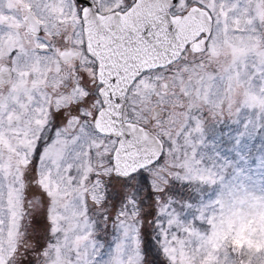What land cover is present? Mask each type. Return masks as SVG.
<instances>
[{
    "label": "snow or ice",
    "instance_id": "obj_1",
    "mask_svg": "<svg viewBox=\"0 0 264 264\" xmlns=\"http://www.w3.org/2000/svg\"><path fill=\"white\" fill-rule=\"evenodd\" d=\"M148 228L264 264V0H0V264H148Z\"/></svg>",
    "mask_w": 264,
    "mask_h": 264
},
{
    "label": "rangeland",
    "instance_id": "obj_2",
    "mask_svg": "<svg viewBox=\"0 0 264 264\" xmlns=\"http://www.w3.org/2000/svg\"><path fill=\"white\" fill-rule=\"evenodd\" d=\"M260 142H261V138L259 135H257L255 140L253 141V143L256 145L257 150L259 148ZM256 154H258V152ZM114 235H118V233H116L114 229L109 227V229L106 232L100 233L97 236V238L100 239L102 242H104L105 245L107 246L108 243L112 242V238ZM142 247L145 249L147 253L146 260L148 261V264H152V261L155 259V257L152 255L151 251H149L154 247L153 235L151 233L150 228L145 229L142 232Z\"/></svg>",
    "mask_w": 264,
    "mask_h": 264
}]
</instances>
